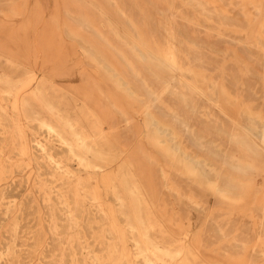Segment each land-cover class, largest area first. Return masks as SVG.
Listing matches in <instances>:
<instances>
[{"label":"rangeland","instance_id":"374dc122","mask_svg":"<svg viewBox=\"0 0 264 264\" xmlns=\"http://www.w3.org/2000/svg\"><path fill=\"white\" fill-rule=\"evenodd\" d=\"M0 118V264H264V0H0Z\"/></svg>","mask_w":264,"mask_h":264},{"label":"bare ground","instance_id":"6f19581e","mask_svg":"<svg viewBox=\"0 0 264 264\" xmlns=\"http://www.w3.org/2000/svg\"><path fill=\"white\" fill-rule=\"evenodd\" d=\"M175 2H177V1H175ZM178 4V3H177ZM214 4V3H213ZM217 5V4H216ZM174 16V12H171L170 13V17H173ZM175 19V18H174ZM177 20V19H176ZM175 20V21H176ZM179 22V21H178ZM177 25V24H176ZM110 28V27H109ZM171 28V27H170ZM169 28V29H170ZM172 29V28H171ZM174 29V28H173ZM176 29V28H175ZM174 29V30H175ZM172 32V31H171ZM120 33V32H119ZM169 35V34H168ZM178 35V34H177ZM174 36V35H173ZM165 39V38H164ZM172 39V38H171ZM167 40V39H166ZM174 40V39H173ZM170 42V41H169ZM168 43V42H167ZM171 43V42H170ZM177 43V42H176ZM174 48V47H173ZM167 50H168V47H167ZM172 51V50H171ZM171 56V55H170ZM169 56V57H170ZM173 56V55H172ZM175 57V56H174ZM169 59V58H168ZM174 62V61H173ZM180 65V64H179ZM175 67V66H174ZM179 67V66H178ZM172 68V67H171ZM177 70H178V68H177ZM180 73L182 74V72L180 71ZM183 75V74H182ZM136 77V76H135ZM10 103V102H9ZM18 104H20V101L18 100ZM6 107H9V105L8 104H6ZM22 114V113H21ZM11 116V115H10ZM12 117V116H11ZM13 117H14V120L16 121V123L17 124H19V125H21V126H24V122H23V120H22V118H21V115L20 114H15V115H13ZM3 118V117H2ZM1 119V118H0ZM25 121V120H24ZM25 151H27V149L25 150ZM25 153H27V152H25ZM58 173V172H57ZM171 187H172V185H170ZM139 193V192H138ZM140 194V193H139ZM141 197V196H140ZM143 200H145V199H143ZM125 201V200H124ZM166 203V202H165ZM168 204V203H167ZM161 205V204H160ZM169 206V205H168ZM175 206V205H174ZM161 207V206H160ZM162 207H164V206H162ZM165 208V207H164ZM172 208V207H171ZM115 225V224H114ZM183 238H186L185 236H187V234H184L183 233ZM177 245V244H176ZM181 248H184V247H181ZM182 250V249H181ZM180 250V251H181ZM188 250H189V248H188ZM154 253V252H153ZM177 253V252H176ZM180 253V252H179ZM155 256V255H154ZM202 264H204V263H202Z\"/></svg>","mask_w":264,"mask_h":264}]
</instances>
